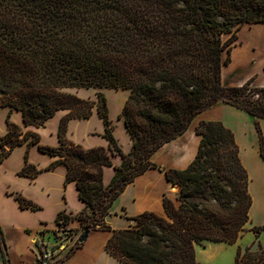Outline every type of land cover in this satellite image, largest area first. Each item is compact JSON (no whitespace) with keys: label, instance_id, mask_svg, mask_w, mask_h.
Here are the masks:
<instances>
[{"label":"trees","instance_id":"obj_1","mask_svg":"<svg viewBox=\"0 0 264 264\" xmlns=\"http://www.w3.org/2000/svg\"><path fill=\"white\" fill-rule=\"evenodd\" d=\"M254 23H264V0H0V108L21 111L25 126L35 127L67 111L53 146L42 144L36 131L23 133L9 114L0 162L27 144L18 173L33 178L43 169L29 161L31 145L56 157L48 168L64 164L66 181L76 182L86 204L77 215L60 211L58 227L66 230L77 220L83 231H111L106 249L123 264H202L196 245L237 243L253 205L239 145L221 121L200 122L194 160L185 169L164 170L180 187L178 204L164 195V216L145 211L122 229H112L105 219L138 175L163 170L152 160L155 152L219 101L251 115L264 158V86H255L254 78L242 85L222 80L223 65L230 62L223 52L231 51L242 26ZM91 88L98 89L96 100L75 91ZM103 88L130 91L119 114L133 141L128 153L114 135ZM95 109L109 148L85 147L68 137L69 121L88 119ZM114 155L122 162L105 185L104 168L113 165ZM15 197L23 208H40L19 193ZM262 230L264 225L253 227L256 237ZM82 244L78 239L55 264ZM235 264H264V247L256 240L238 245Z\"/></svg>","mask_w":264,"mask_h":264},{"label":"crops","instance_id":"obj_2","mask_svg":"<svg viewBox=\"0 0 264 264\" xmlns=\"http://www.w3.org/2000/svg\"><path fill=\"white\" fill-rule=\"evenodd\" d=\"M252 63H254V61H252ZM228 65L230 64L223 65L222 68V80L224 84L242 85L249 79L254 78L253 84L255 86H264V82H261V79L264 77V62L261 64L259 72H253L247 78L239 82L229 79V75H227L226 72ZM105 89L107 88L101 90L104 91ZM79 90H75L77 94ZM128 92L130 91L128 90ZM123 101L125 103V100ZM124 103L118 111V117ZM0 109L5 110V116H9L10 114V117L15 120L21 128L42 133L44 128L42 126H25L21 111L13 110L11 112L9 107H1ZM17 113H19V119L15 116ZM66 113L67 111L65 110L58 111L52 118H57L60 124L61 118ZM226 113H232L235 121L227 118L225 116ZM94 114H97L96 109L94 110L93 115ZM109 114L111 117L110 110ZM248 116L249 114L246 111L224 101H219L215 105L197 114L184 133L165 143L153 155V162L163 170L159 168H149L144 173L138 175L134 181L129 183L125 190L115 200L111 209L112 217L109 223L111 228H128L135 223L131 217L145 211H153L161 216L165 215V208L163 205L164 195L167 194L172 199L175 198L173 194H177L178 186L167 180L164 170L185 169L194 160L201 140V136L197 133V126L200 122L209 120L221 121L234 132L235 139L240 148L241 160L250 176L249 191L253 197V205L249 212L250 226L264 225V214L258 211V198L260 197L259 186L264 191V158L261 156L260 140L257 139L256 136L254 140H248L247 137L242 134V130L239 129V126L235 124L238 119L248 118ZM81 120H90V118L71 119L69 121L68 136L70 139L73 140L70 135L73 122L77 124ZM119 120L122 122L125 129L127 139L126 145L121 144L119 138H116L123 151L128 153L132 149L133 141L124 120L122 118H119ZM48 121L46 123H48ZM111 123H113L112 120ZM59 124L53 132V138L55 140L53 142L54 145L59 144ZM261 124L264 128V119H261ZM8 131L9 126L0 131V142L1 137L6 135ZM113 132L115 135L114 126ZM103 133L104 124L97 131L88 132L87 135L96 138V142L89 147L104 146L109 148V141L103 137ZM34 146L38 147L36 144L31 145L30 155L32 154ZM22 148L26 153L27 144H22ZM9 157L3 162H0V167L8 161ZM55 159L56 157L47 153L40 159L31 157L33 164L43 169L42 172L33 178L18 173L25 165V160L24 163L16 169L15 178L5 177L4 173L0 170V228L4 238L3 242L0 241V264H4L5 261L7 264H35L38 257V247L34 243V240L43 239L47 241L49 245L55 242L54 231L59 228L56 223L58 213L64 210L70 215H77L85 209L86 204L79 196L76 182L66 181L67 167L64 164H59L55 167L48 168ZM112 161V166H106L104 168L103 180L105 185L110 183L115 173L114 166L121 164L122 157L120 155H114L112 156ZM17 193L33 201L39 205L40 208H23L15 197ZM68 226L81 228V224L77 220L71 221ZM42 230H46V233L41 234ZM110 235L111 231L108 230H90L82 246L78 248L71 257L60 261V264H123L106 249V242ZM68 242V239H66L62 245V249L57 253L61 259L65 257L69 247L72 245L68 244ZM231 245L233 244L208 241L202 250H197V259L202 264L217 262L223 259ZM234 251L236 257L237 248L234 249ZM232 264L235 263L232 262Z\"/></svg>","mask_w":264,"mask_h":264},{"label":"rangeland","instance_id":"obj_3","mask_svg":"<svg viewBox=\"0 0 264 264\" xmlns=\"http://www.w3.org/2000/svg\"><path fill=\"white\" fill-rule=\"evenodd\" d=\"M238 39L232 43V49L228 52L225 50L223 52V60L227 57L230 58V62L227 68V75H229V79L235 81H242L247 78L253 72H259L261 69V64L264 62V23H254V24H245L242 28L237 32ZM230 35H224V39H227ZM254 61V63H252ZM226 64H224L225 66ZM261 82H264V77L261 79ZM97 91L98 89H80L78 95L84 98L96 100L97 99ZM107 98H108V105L109 110L111 111L110 119L113 121L112 125L115 128V135L119 138L121 144L126 145L127 139L125 134V129L123 127L122 122L119 120L118 111L120 107L123 105L124 101H126L129 92L127 89H115V88H107L103 91ZM126 98V99H125ZM125 104V103H124ZM248 113V112H247ZM249 114V113H248ZM19 113L15 114L16 118L19 119ZM225 116L230 119H234V115L232 113H226ZM10 120L14 123L10 117ZM120 121V122H119ZM17 124V123H16ZM58 119L52 118L46 123L42 133H39L41 137V143L45 145L53 146V142L55 141L53 136V132L58 126ZM236 125L239 126V129L242 130V134L247 137L248 140H254L255 136L257 139L259 138V133L257 131L256 125L254 120L252 119L251 115L249 114L248 118L238 119L235 122ZM18 125V124H17ZM102 121L99 118L98 114H94L90 117V120H81L76 124L73 122L72 124V131L70 135L73 138V141L76 143H80L85 147H89L96 142V138L87 135L90 131H97L102 127ZM8 126V116H5V110L0 109V131ZM260 126L262 130V135L264 137V128L261 124ZM23 133L27 131L26 129L22 128ZM33 131V130H31ZM73 132V133H72ZM23 134H21V137ZM69 137V136H68ZM72 140V139H71ZM27 150V149H26ZM25 151L22 148V145L16 146L13 152L8 156V161L4 163L3 166L0 167L2 173H4L5 177L15 178V172L18 167H20L25 160ZM45 153H42L38 147L34 146L32 149V154L30 155L29 149V161L33 163L31 157L34 159H40ZM20 171V170H19ZM18 171V172H19ZM178 186V185H177ZM259 195L258 198V211L264 214V191L259 186ZM180 193V187L178 186L177 194H173L175 198H173L176 204L179 203L177 197ZM20 194V193H19ZM22 195V194H21ZM246 229L243 232V236L239 238L237 243L230 246L229 251L224 255L223 259L214 262L212 264H232L235 263V251L238 245L245 247L247 245L252 244L255 240L259 241L261 245L264 247V230H262L258 237H256L255 232L253 231L254 226H250V222L246 224ZM65 234L72 238V241H69L68 244H74L80 235L83 233V228L78 227H69L68 225L65 227ZM64 230L63 228H57L54 231V235L57 237V240L60 241L62 236L61 232ZM46 230H42L41 234H45ZM65 240H62V244ZM204 246L197 244L196 245V252L197 250H202ZM256 244H254V248H256ZM61 259L58 254L54 255V261H59Z\"/></svg>","mask_w":264,"mask_h":264},{"label":"built area","instance_id":"obj_4","mask_svg":"<svg viewBox=\"0 0 264 264\" xmlns=\"http://www.w3.org/2000/svg\"><path fill=\"white\" fill-rule=\"evenodd\" d=\"M60 234L63 236L61 240L58 241L57 237L54 235L55 242L52 245H49V243L43 239L34 240V243L38 247V257L35 264H55L56 261H54V255L62 249V240L68 239V241H72V238H68L65 234V230H63Z\"/></svg>","mask_w":264,"mask_h":264},{"label":"water","instance_id":"obj_5","mask_svg":"<svg viewBox=\"0 0 264 264\" xmlns=\"http://www.w3.org/2000/svg\"><path fill=\"white\" fill-rule=\"evenodd\" d=\"M9 146H10V144L8 143L7 147H9ZM111 217H112L111 213L106 216L105 220H106L107 223L111 222ZM90 230H91L90 228H85L84 229L83 233L79 237V242H84L87 239Z\"/></svg>","mask_w":264,"mask_h":264}]
</instances>
